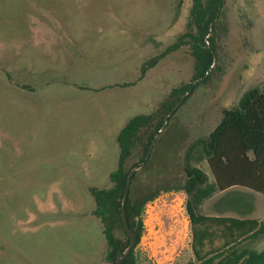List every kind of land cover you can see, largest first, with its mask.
I'll return each mask as SVG.
<instances>
[{
    "label": "rangeland",
    "instance_id": "rangeland-1",
    "mask_svg": "<svg viewBox=\"0 0 264 264\" xmlns=\"http://www.w3.org/2000/svg\"><path fill=\"white\" fill-rule=\"evenodd\" d=\"M194 3L0 0V264H113L91 191L113 186L117 137L127 122L155 114L173 89L183 88L185 96L193 85L153 154L164 167L174 162L180 169L233 104L237 87L264 88V69L253 66L251 52L234 57L233 51L244 46L243 20L261 0H222L206 39L214 66L204 79L196 76L189 36L198 33ZM139 157L128 162L129 170L143 164ZM196 157L191 165L212 178L206 158ZM181 177L168 175L144 207L141 237L144 219H157L161 231L135 246L138 264L193 261ZM231 195L211 204L235 207L221 213L256 216L264 225V196L254 193L255 202L247 203ZM200 211L217 213L209 205ZM115 234L125 247V230L117 227ZM241 248L246 257L263 251L264 229L237 252ZM231 254L223 264H239Z\"/></svg>",
    "mask_w": 264,
    "mask_h": 264
},
{
    "label": "trees",
    "instance_id": "trees-1",
    "mask_svg": "<svg viewBox=\"0 0 264 264\" xmlns=\"http://www.w3.org/2000/svg\"><path fill=\"white\" fill-rule=\"evenodd\" d=\"M221 3L222 0H195L192 8V19L198 33L189 36L195 40L193 55L196 58L195 70L198 79H203L214 66V54L212 49L206 47V37L210 34L211 24L216 21ZM192 87L193 85L188 91ZM183 96V88H175L155 114H140L127 122L117 137L120 151L118 167L110 174L113 186L109 189L91 191L96 200L95 215L104 225L109 247L107 259L113 264H116L118 257L130 243L126 233L127 244L122 247L115 234V228L124 229L121 203L127 174L131 171L128 169V162L137 155H140V164L145 161L152 141L162 129L164 119H161V116L164 111L169 114L182 101ZM174 114L175 112L172 116ZM157 119L158 123L154 127L156 131L153 132L151 129ZM158 143L159 141L155 146ZM194 153H197L198 160L206 158L221 190L237 185L264 194V91L249 90L242 97L237 109L225 110L222 121L209 134L201 149L194 145L190 148L184 163L179 165L180 169L176 168L174 162L168 168L164 167L163 162L157 161L156 153L153 155V150L145 168L132 176L126 204L129 227L135 235L136 245L141 239L140 217L144 207L158 195V188L168 175L173 174L175 177L182 175L181 185L187 195L193 197L196 206L213 194L214 191L202 194L199 192L209 179L201 169L191 165ZM187 209L191 221L195 260L186 264H223L222 257L229 248L264 229V225L255 219L199 215L196 208L192 204L190 206V202ZM135 249L136 247L123 264H138ZM240 264H264V250L251 253Z\"/></svg>",
    "mask_w": 264,
    "mask_h": 264
},
{
    "label": "crops",
    "instance_id": "crops-1",
    "mask_svg": "<svg viewBox=\"0 0 264 264\" xmlns=\"http://www.w3.org/2000/svg\"><path fill=\"white\" fill-rule=\"evenodd\" d=\"M252 2V1H251ZM257 6V5H256ZM253 8V6L251 7V9ZM250 9V8H249ZM245 26H248V28H246L243 32L242 37L240 36L239 39H243V41L245 42V44H243L244 46L236 51L235 49L234 54L236 57V55H238L239 57L244 56V52L241 50L246 49L247 52H251V55H247L248 57H254L256 58V60H254L253 66H259L260 68L264 69V0H261V3L259 5V7L257 6V10L255 11V13H250V18H248L247 20H243V23ZM246 43H247V47H246ZM248 49V50H247ZM238 88V89H237ZM235 89V96L233 98V104H231L229 107H224L227 110H233V109H237L239 107L240 101L242 99V97L244 96V94L246 92H248L249 90L252 89H258L259 91L263 92L264 88L262 90H260L259 88H244L243 90L239 89L240 87H237ZM224 90V89H223ZM222 90V93H223ZM239 91V92H238ZM239 93L238 98L236 97V95ZM220 98H222V96L220 95ZM223 116L221 117V119L219 120L218 124L216 125V127L220 124V122L222 121ZM215 127V128H216ZM214 128V129H215ZM252 154V153H251ZM250 154V156L252 157V155ZM160 155V154H159ZM157 157L160 156L157 155ZM198 168V167H197ZM200 169V168H199ZM211 170V169H210ZM205 173V172H204ZM206 174V173H205ZM207 175V174H206ZM208 176V183L204 186H202L199 189V192L202 193H208L211 191H214L212 195L207 196V198H205L200 204H198V206L195 205L194 203V199L193 197H188L187 198V203L190 202V206L191 204L193 205V207L196 208V211L199 215H203V216H207V217H229V218H237V219H255L259 222V224L262 225L261 220L256 217V216H238V215H233V214H223L221 213V211H225L227 209H233L235 207H230L227 206L228 208H225L223 205H219L218 203H213L211 204V200H213L214 198L218 197V196H227L230 195L231 192L234 193V195H231L230 198L235 197V196H241V197H245L247 198V203H251L252 201L255 202V198L252 197V194H259L264 196V194H261L259 192H256L254 190H251L249 188L246 187H242V186H232L230 188H227L225 190H221L216 183V180L214 178V176ZM205 205H209L210 210H215L217 211V213H211L208 214L206 212H202L200 211L202 206ZM261 207V206H260ZM254 209H252L251 211H253ZM249 211H247L248 213ZM258 234L250 236L247 239H243L241 241H239L238 243L234 244L233 247L229 248L226 252L225 255L222 257V259L227 257V254H231L229 259L234 258L237 261H240L239 264L246 258L247 253L244 251L245 249L241 248L239 249V251L237 252L238 248L244 244H246L247 242L251 241L253 238H255ZM191 248H192V240H191ZM262 252V251H261ZM193 253V250H192ZM228 258V257H227ZM195 260V256L193 253V261Z\"/></svg>",
    "mask_w": 264,
    "mask_h": 264
},
{
    "label": "water",
    "instance_id": "water-1",
    "mask_svg": "<svg viewBox=\"0 0 264 264\" xmlns=\"http://www.w3.org/2000/svg\"><path fill=\"white\" fill-rule=\"evenodd\" d=\"M211 28H212V26L210 27V34H211ZM210 34H209V36L206 37L207 43H209L208 39L210 37ZM208 46L210 47V49H212L209 44H208ZM208 74L209 73H207V75ZM197 82H198V80L195 81L194 84L197 83ZM191 90H192V88L186 93V95L189 94L191 92ZM186 95L183 97L182 101L176 107H174L173 110L166 116V118L164 120V123H163V126H162V129L157 134V136L155 137V139L152 141V143L150 145V148L148 150V153L146 155L145 161L143 162V164L138 169H133V170L129 171V173L127 174L126 184H125V191H124V195H123L122 203H121V216H122V221H123L124 229H125L128 237H129L130 243H129V246L125 249V251L122 253V255H120L118 257V259L116 261V264H123V262L127 259V257L131 254V252L133 251V249L136 246V238H135L134 233L132 232V230L129 227V222H128V218H127V212H126V204H127V201H128V197H129V193H130V188H131V178H132V176L135 173L141 172L145 168V166L147 165V163L149 162V160L151 158V155L153 153L154 147H155L158 139L160 138L161 134L165 130V128L167 126V123L169 121V118L172 116V114L175 112V110L185 100Z\"/></svg>",
    "mask_w": 264,
    "mask_h": 264
},
{
    "label": "built area",
    "instance_id": "built-area-1",
    "mask_svg": "<svg viewBox=\"0 0 264 264\" xmlns=\"http://www.w3.org/2000/svg\"><path fill=\"white\" fill-rule=\"evenodd\" d=\"M150 202V201H149ZM148 202V203H149ZM182 204L184 205L185 204V208L187 209V205H188V203H187V199L186 198H184L183 197V202H182ZM187 211H188V209H187ZM145 213H146V215H148V219L150 218L149 217V210L147 209L146 211H145ZM189 214V213H188ZM189 223L191 224V221H190V216H189ZM144 234H143V237H141L142 238V240H144V239H146L147 240V237H148V240H151V239H154V236L156 235V234H158L160 231H161V225H160V222H158L157 221V219H153V221L150 223V224H148V222H147V219H144ZM149 225H151V226H149ZM147 240V241H148ZM142 243V242H141Z\"/></svg>",
    "mask_w": 264,
    "mask_h": 264
}]
</instances>
